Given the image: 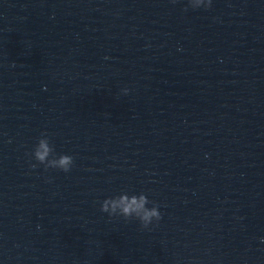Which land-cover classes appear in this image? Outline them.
I'll use <instances>...</instances> for the list:
<instances>
[{
    "label": "water",
    "instance_id": "95a60500",
    "mask_svg": "<svg viewBox=\"0 0 264 264\" xmlns=\"http://www.w3.org/2000/svg\"><path fill=\"white\" fill-rule=\"evenodd\" d=\"M0 264H264V0H0Z\"/></svg>",
    "mask_w": 264,
    "mask_h": 264
},
{
    "label": "clouds",
    "instance_id": "9594fccd",
    "mask_svg": "<svg viewBox=\"0 0 264 264\" xmlns=\"http://www.w3.org/2000/svg\"><path fill=\"white\" fill-rule=\"evenodd\" d=\"M175 2V0H172ZM212 0H187V6L193 10L203 7L208 9ZM187 11V8L184 9ZM123 94L128 93V89H122ZM36 163H31L30 168L35 169L38 165H43L44 169H59L65 173L69 172L74 164L73 157L66 154H55L53 146L50 144L46 134H42L37 140L31 153L28 154ZM151 204V207L148 205ZM100 211L107 213L110 218L120 217L125 221L137 220L143 229H148L153 222L161 219L159 205L155 201H150L143 193L131 194L122 192L105 198L100 202Z\"/></svg>",
    "mask_w": 264,
    "mask_h": 264
}]
</instances>
